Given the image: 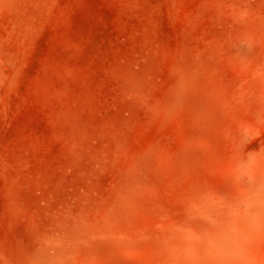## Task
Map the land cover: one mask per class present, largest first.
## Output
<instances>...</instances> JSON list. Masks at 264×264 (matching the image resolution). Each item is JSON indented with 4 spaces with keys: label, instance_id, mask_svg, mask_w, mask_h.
<instances>
[{
    "label": "rangeland",
    "instance_id": "obj_1",
    "mask_svg": "<svg viewBox=\"0 0 264 264\" xmlns=\"http://www.w3.org/2000/svg\"><path fill=\"white\" fill-rule=\"evenodd\" d=\"M0 264H264V0H0Z\"/></svg>",
    "mask_w": 264,
    "mask_h": 264
}]
</instances>
